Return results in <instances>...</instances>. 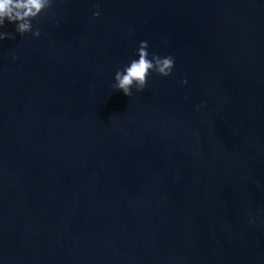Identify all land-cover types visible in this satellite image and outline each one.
Instances as JSON below:
<instances>
[{
  "label": "water",
  "instance_id": "1",
  "mask_svg": "<svg viewBox=\"0 0 264 264\" xmlns=\"http://www.w3.org/2000/svg\"><path fill=\"white\" fill-rule=\"evenodd\" d=\"M53 11L0 29V264H264V0ZM141 41L175 63L129 97Z\"/></svg>",
  "mask_w": 264,
  "mask_h": 264
},
{
  "label": "clouds",
  "instance_id": "2",
  "mask_svg": "<svg viewBox=\"0 0 264 264\" xmlns=\"http://www.w3.org/2000/svg\"><path fill=\"white\" fill-rule=\"evenodd\" d=\"M56 0H0V29L6 28L8 23L14 24L15 33L24 36L31 33L34 37L41 36V29L33 26V21L38 20L43 15L55 16L53 11ZM93 18L101 15L99 4L95 5ZM131 31V29L129 30ZM15 40L13 31H0V41L4 39ZM148 42L141 41L137 49L138 59H132L129 64L115 72V82L112 84L114 90L122 91L126 96L142 92L147 84L148 77L153 73L161 76H169L174 67V57L172 55L160 56L157 53L148 52ZM13 62L17 59L15 50L12 52ZM182 83H187L185 78ZM250 222H252L250 220Z\"/></svg>",
  "mask_w": 264,
  "mask_h": 264
}]
</instances>
